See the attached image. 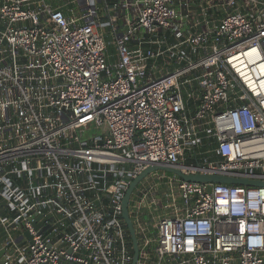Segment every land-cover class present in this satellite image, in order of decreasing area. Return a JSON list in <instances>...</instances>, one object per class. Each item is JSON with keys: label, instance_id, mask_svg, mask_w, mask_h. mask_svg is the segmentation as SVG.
<instances>
[{"label": "built area", "instance_id": "obj_1", "mask_svg": "<svg viewBox=\"0 0 264 264\" xmlns=\"http://www.w3.org/2000/svg\"><path fill=\"white\" fill-rule=\"evenodd\" d=\"M152 165L264 182V0H0V264H131ZM128 212L137 264H264V187Z\"/></svg>", "mask_w": 264, "mask_h": 264}, {"label": "water", "instance_id": "obj_2", "mask_svg": "<svg viewBox=\"0 0 264 264\" xmlns=\"http://www.w3.org/2000/svg\"><path fill=\"white\" fill-rule=\"evenodd\" d=\"M164 170L168 173H171L173 175H176L180 177L182 180L187 182H193V183H211V184H225V185H233V186H245V187H264V182L260 180H250V179H244V178H234L229 177L222 174H208V175H202V174H195V175H185L181 173L179 170H176L174 168H168V167H162L158 165H152L149 168H147L145 171H143L136 179H134L131 184L128 187V190L125 193V196L122 201V219L125 222L127 232L129 234L131 244H132V250H133V257L131 264H137L138 258H139V248L138 243L135 235V229L133 227L132 221L129 216L128 212V203L129 198L131 196V193L135 186L148 174L154 172V171H160ZM4 250H0V255H2Z\"/></svg>", "mask_w": 264, "mask_h": 264}, {"label": "rangeland", "instance_id": "obj_3", "mask_svg": "<svg viewBox=\"0 0 264 264\" xmlns=\"http://www.w3.org/2000/svg\"><path fill=\"white\" fill-rule=\"evenodd\" d=\"M92 131V134H96L97 132L93 129L91 130ZM91 134V133H90Z\"/></svg>", "mask_w": 264, "mask_h": 264}]
</instances>
